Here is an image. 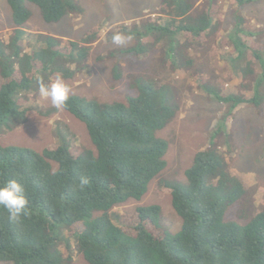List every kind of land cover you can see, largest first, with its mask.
<instances>
[{
    "label": "trees",
    "instance_id": "1",
    "mask_svg": "<svg viewBox=\"0 0 264 264\" xmlns=\"http://www.w3.org/2000/svg\"><path fill=\"white\" fill-rule=\"evenodd\" d=\"M6 1L14 29L0 41V138L29 117L43 114L32 100L39 92L38 81L48 84L57 75L62 80L73 78L100 35L99 28L90 29L80 44L25 29L32 17L27 4L39 10L43 22L58 23L83 12L73 0ZM235 1L239 6L254 2ZM196 2L160 0L159 21L133 28L115 26V32L137 40L125 52L143 61L163 45L166 63L190 65L189 45L205 41L217 25L213 11L194 14ZM238 19L222 59L238 80L253 75L255 62L261 73L248 97L235 90L214 92L229 106L228 114L242 105L259 107L264 100L262 49L245 40L255 32ZM113 35L109 33V41ZM120 76L118 68L115 77ZM133 87L137 95L125 102L70 95L63 109L85 125L93 149L74 146L66 135L41 151L0 145V180H18L29 202L28 214L19 222H10L0 210V262L73 264L74 257L81 256L88 264H264V210L245 224L225 220L227 208L243 197L246 185L230 173L223 154L211 142L195 154L184 172L185 182L161 181V191L169 192L182 220L180 231L171 234L162 228L157 204L125 214L113 212L119 205L140 200L166 168L168 142L157 132L178 111L170 84L148 78L138 79ZM82 176L89 180L83 189Z\"/></svg>",
    "mask_w": 264,
    "mask_h": 264
},
{
    "label": "rangeland",
    "instance_id": "2",
    "mask_svg": "<svg viewBox=\"0 0 264 264\" xmlns=\"http://www.w3.org/2000/svg\"><path fill=\"white\" fill-rule=\"evenodd\" d=\"M73 1L82 7L83 12L70 14L58 23L43 22L39 10L27 4L32 17L24 26L32 33L79 43L88 30L99 28V38L90 45L84 67L73 78L63 79L70 88V95L101 102H125L127 97L137 95L133 84L138 79L154 78L173 87L178 105L174 118L157 132V136L168 142L166 168L150 182L147 193L140 200L119 205L113 212L125 214L138 206L157 204L161 207L162 228L171 234L180 231L182 220L172 207L169 192L161 191V181L185 182V170L191 166L195 154L209 147L210 142L223 154L230 173L241 177L246 185L243 197L227 208L225 220L245 224L263 211L264 100L259 107L242 105L228 114L229 106L218 101L214 92L223 95L235 90L247 97L252 93L253 83L261 73L259 63H254L253 75L241 81L229 74L222 54L229 46V35L239 23L238 17H241L244 27L255 32L252 37L244 36L245 40L259 45L264 56V0H254L242 6L235 0H197L194 14L213 11L217 25L205 41L189 45L186 55L191 64L182 67L178 63L182 68L166 63L163 45L155 47L146 60L140 61L125 52L137 45L135 37L120 46L107 38L110 32L117 33L114 27L119 24L133 28L159 21L158 17L162 16L160 0ZM13 29L10 7L6 0H0V41L8 38ZM75 67L72 65L73 69ZM118 68L120 78L115 77ZM260 91L264 98V86ZM32 100L43 114H35L7 131L0 138L1 146L41 151L66 135L73 138V142H69L74 146L93 149L82 122L64 109L53 107L50 100L40 97L39 92L33 94ZM57 129L61 131L60 135L56 133ZM73 264L88 263L81 256H75Z\"/></svg>",
    "mask_w": 264,
    "mask_h": 264
},
{
    "label": "clouds",
    "instance_id": "3",
    "mask_svg": "<svg viewBox=\"0 0 264 264\" xmlns=\"http://www.w3.org/2000/svg\"><path fill=\"white\" fill-rule=\"evenodd\" d=\"M132 38L130 35L116 33L111 39L113 44L120 46L128 43ZM38 84L40 97L50 100L53 107L60 110L67 105L70 88L59 75L48 84L42 81H38ZM88 183V178L82 176L79 187L83 189ZM28 203L24 186L18 180H0V210L7 213L10 222H19L23 216L28 214Z\"/></svg>",
    "mask_w": 264,
    "mask_h": 264
}]
</instances>
